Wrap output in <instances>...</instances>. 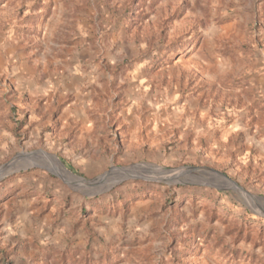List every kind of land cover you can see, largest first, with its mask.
Segmentation results:
<instances>
[{
    "label": "rangeland",
    "instance_id": "374dc122",
    "mask_svg": "<svg viewBox=\"0 0 264 264\" xmlns=\"http://www.w3.org/2000/svg\"><path fill=\"white\" fill-rule=\"evenodd\" d=\"M0 93V264H264V0H0Z\"/></svg>",
    "mask_w": 264,
    "mask_h": 264
},
{
    "label": "crops",
    "instance_id": "0c3cea01",
    "mask_svg": "<svg viewBox=\"0 0 264 264\" xmlns=\"http://www.w3.org/2000/svg\"><path fill=\"white\" fill-rule=\"evenodd\" d=\"M28 72L25 73V69L21 70V77H26ZM26 83H23L25 85ZM22 85V86H23ZM29 97V96H28ZM31 101H33L32 97H29ZM9 105H7L8 107ZM7 108L4 106L2 102L1 93H0V158L7 155L10 150H14L15 142L17 140L15 134V127L12 120L7 119Z\"/></svg>",
    "mask_w": 264,
    "mask_h": 264
},
{
    "label": "water",
    "instance_id": "95a60500",
    "mask_svg": "<svg viewBox=\"0 0 264 264\" xmlns=\"http://www.w3.org/2000/svg\"><path fill=\"white\" fill-rule=\"evenodd\" d=\"M262 201H264V196L261 197Z\"/></svg>",
    "mask_w": 264,
    "mask_h": 264
}]
</instances>
